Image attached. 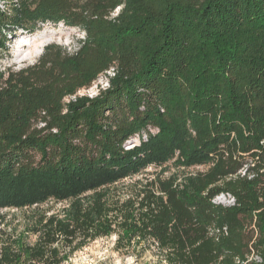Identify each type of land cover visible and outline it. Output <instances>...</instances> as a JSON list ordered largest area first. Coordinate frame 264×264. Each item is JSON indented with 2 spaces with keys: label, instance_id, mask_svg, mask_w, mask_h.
<instances>
[{
  "label": "trees",
  "instance_id": "obj_1",
  "mask_svg": "<svg viewBox=\"0 0 264 264\" xmlns=\"http://www.w3.org/2000/svg\"><path fill=\"white\" fill-rule=\"evenodd\" d=\"M44 24L84 38L0 70V211L70 205L24 234L0 216V264H64L112 235L137 262L264 264V0H0V52ZM171 162L207 169L108 198Z\"/></svg>",
  "mask_w": 264,
  "mask_h": 264
},
{
  "label": "rangeland",
  "instance_id": "obj_2",
  "mask_svg": "<svg viewBox=\"0 0 264 264\" xmlns=\"http://www.w3.org/2000/svg\"><path fill=\"white\" fill-rule=\"evenodd\" d=\"M46 30H62V35H55L53 39H51L45 47L41 50V53L33 58H24L20 57L21 54L27 52L28 47H20V42L23 38L32 39L39 33H42ZM65 32V33H64ZM84 38L83 32L76 28L66 27L63 24L60 25H52V24H44L40 25L34 32H26L23 30L17 31L16 39H13L8 43L9 52L2 53L0 52V70L12 68L14 70H18L24 68L28 65L34 64L42 55L44 49L52 44L61 45L66 47L69 51H75L79 46V41ZM108 87L107 78L101 77L96 84H94L88 91H83L80 95H89L90 97H95L99 94L100 90H105ZM154 132V130H152ZM153 134H156L154 132ZM136 142H130L128 144V149L134 148L136 146ZM127 146V145H126ZM207 168L206 167H195L189 170L184 168H178L175 166L174 162L169 163L166 167L162 169H157L155 167H149L142 174L129 178L117 185L110 187L107 189V196L110 200L120 201L121 199L127 197L130 193L133 192V184L135 182L143 181L145 182L147 179H153L157 175L164 173V177L170 175H178L179 177H184L189 174H195L198 172H203ZM132 186V187H131ZM215 203L230 205L233 204V200L229 196H220L215 199ZM69 203H56L55 201H51L48 204H45L40 207H34L31 209L24 210H16V209H8L0 211V216L6 219L8 222V231H12L14 229L17 230L18 234L25 233L27 231V227L34 221L35 219L46 216L50 217L53 214L63 215L64 211L69 208ZM3 228V227H1ZM29 235L28 233H26ZM29 241L34 243L36 241V237L33 235H29ZM116 241V236L112 235L109 238H101L92 243H89L87 246L82 248L81 250L75 252L70 255L68 260L64 264H148L151 261V258H145L137 262L135 257L130 255H126L116 251L114 244ZM152 264V263H151Z\"/></svg>",
  "mask_w": 264,
  "mask_h": 264
},
{
  "label": "bare ground",
  "instance_id": "obj_3",
  "mask_svg": "<svg viewBox=\"0 0 264 264\" xmlns=\"http://www.w3.org/2000/svg\"><path fill=\"white\" fill-rule=\"evenodd\" d=\"M65 33V32H64ZM62 30H46L42 33H39L32 39L23 38V40L20 42V47H28L27 52H24L20 55V57L24 58H33L41 53V50L45 47V45L53 39V36L55 35H62Z\"/></svg>",
  "mask_w": 264,
  "mask_h": 264
},
{
  "label": "built area",
  "instance_id": "obj_4",
  "mask_svg": "<svg viewBox=\"0 0 264 264\" xmlns=\"http://www.w3.org/2000/svg\"><path fill=\"white\" fill-rule=\"evenodd\" d=\"M137 142H138V141H137ZM129 143H130V142H129ZM129 143H128V144H129ZM131 143H132V142H131ZM128 144H127V146H126V149H128Z\"/></svg>",
  "mask_w": 264,
  "mask_h": 264
}]
</instances>
